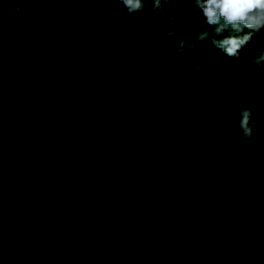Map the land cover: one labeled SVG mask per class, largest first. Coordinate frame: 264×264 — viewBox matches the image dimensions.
I'll list each match as a JSON object with an SVG mask.
<instances>
[{
    "label": "trees",
    "instance_id": "1",
    "mask_svg": "<svg viewBox=\"0 0 264 264\" xmlns=\"http://www.w3.org/2000/svg\"><path fill=\"white\" fill-rule=\"evenodd\" d=\"M142 3L0 0V179L22 158L43 212L116 216L191 263L264 264V29L228 56L195 3ZM28 184L14 169L0 187V264H175L113 221L40 218Z\"/></svg>",
    "mask_w": 264,
    "mask_h": 264
},
{
    "label": "clouds",
    "instance_id": "2",
    "mask_svg": "<svg viewBox=\"0 0 264 264\" xmlns=\"http://www.w3.org/2000/svg\"><path fill=\"white\" fill-rule=\"evenodd\" d=\"M127 9L129 15L138 12L144 8L142 0H117ZM172 0H152L153 9L164 11L162 5L171 3ZM195 3L202 11L208 26L214 27V36L220 37L221 33L226 30L229 34L221 39L213 38L211 43L218 49L223 50L228 56H236L237 52L248 44L253 34H259L264 29V0H188ZM173 17H170L172 19ZM244 29L249 31L246 34ZM172 36L174 33L170 32ZM209 33L203 31L198 35V39L203 41L208 38ZM181 51L183 46L181 44ZM254 58L249 59V63L260 66L264 63V51L252 49ZM253 112L250 109L240 111L238 128L245 139H251L257 128L256 122L253 121Z\"/></svg>",
    "mask_w": 264,
    "mask_h": 264
},
{
    "label": "water",
    "instance_id": "3",
    "mask_svg": "<svg viewBox=\"0 0 264 264\" xmlns=\"http://www.w3.org/2000/svg\"><path fill=\"white\" fill-rule=\"evenodd\" d=\"M14 169L23 170V172L28 177L29 184H28V187H27V190L25 193V201H26V204L29 207V209L31 211H33L34 213H36L40 218L47 219V220L70 221L72 223H75V224H77L79 226H83V227L89 226L90 224H92L94 222H99V221L104 220V219L110 220V221H113L115 223H118L119 225H121L122 227L127 229L128 231H130L134 234H138V235L144 237L145 239L149 240L150 242H152L158 249H160L165 254V256L168 259H170L175 264H202V263H191V262H187V261L180 259L176 255H174L173 253L168 251L153 236L145 233L144 231L134 227L133 225L126 223L125 221H123V220H121V219H119L113 215L95 217V218H92L90 220H81V219L74 217L70 214L55 215V214H49V213L41 211L40 209H38L33 204L32 200H31V190L36 185L37 175L25 159L18 158L16 160H14L13 162L9 163L8 165H6V167L4 169V176L0 179V187L3 186L8 181L10 174H11V171Z\"/></svg>",
    "mask_w": 264,
    "mask_h": 264
}]
</instances>
